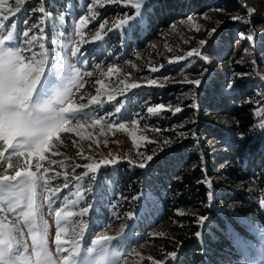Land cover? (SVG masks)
I'll use <instances>...</instances> for the list:
<instances>
[{"label": "rangeland", "instance_id": "1", "mask_svg": "<svg viewBox=\"0 0 264 264\" xmlns=\"http://www.w3.org/2000/svg\"><path fill=\"white\" fill-rule=\"evenodd\" d=\"M157 1L154 0V4ZM233 1L245 11L231 9L227 4H233ZM136 2L137 0H120L119 4H108V0H25V4L21 6L22 10L12 16L7 11V6L10 5L14 10L15 0H6L2 15H9L17 24L16 31L21 33L26 30L25 20H28L30 24H38L43 31L32 34L41 37L40 42L45 43L44 51L50 54L49 59L54 61L57 67H63L67 59L79 72L83 86L73 87L72 102L88 105V101L97 95L96 89L101 90L99 98L104 102L103 109L97 105H89L85 111L89 112L93 118L104 116L105 119L99 124H93L92 118L73 120L71 122L73 131L59 133V139H54L52 148L45 151V160L40 161L41 171L47 168L48 176L57 172L61 174L60 177L50 181L51 187L63 188V174L68 173L69 177H73V165L90 162L85 159L87 156H92L93 160L97 161L103 157H120L117 164L102 166L97 173L91 174L94 175V179L90 176L81 182L84 185L80 189L84 195L83 201L75 205L71 203L76 199L77 190L74 187L62 193L68 197V200L54 207L78 212L80 208L91 204L92 208L83 218L89 225V229L85 232L89 240L88 246H90V239L94 238L88 236L89 230L96 235L121 234V238L113 242V246L121 253L120 264H154L156 261L148 256L149 251L139 249L144 241L143 238L140 239V233L131 230L133 225L136 226L135 230L149 225L151 219L148 216H143V221L137 220V216H140L139 213L143 208L144 197L151 201L154 197L150 193H147V197L144 194L134 196L135 199L120 195L118 192L115 194V183H112L111 176L116 178L117 175L114 174L120 162H125L133 168L130 161L138 164L142 162V155H152L156 152L155 159L166 152L174 151L185 140L180 133L189 135V131L182 130L181 126L185 125L186 121L191 122L196 119L195 113L187 111L193 103L187 102L192 98L195 104L194 94L199 87L184 83L185 81L201 79L203 82L211 75L220 73L224 74L222 80L226 82L224 90L229 92L235 90L238 83H246L250 94H253L248 101L255 106L256 126L264 130V0H215L204 13L179 18L161 30L153 29V20L148 22L152 17V7L143 21L136 23L131 30H128V24H125L123 28L109 32L108 29L121 20H128L131 23L130 17L136 15L132 7ZM89 3H91V11L87 8ZM39 7L45 8L43 14L39 13ZM34 9H36L35 12ZM93 12L98 14L97 19L89 22L88 27L83 29L82 35L89 40L96 31H101L102 36L105 32L108 35L99 42V47L85 45L89 51L88 62L80 64L70 56L68 49L81 45V37L76 35L78 17L91 16ZM189 16L191 20L188 19ZM253 18H257V23ZM105 21L106 27L101 30L99 24ZM214 28L217 31L212 33L211 30ZM249 36L252 37L251 40L247 39ZM200 40H205L207 43L201 46ZM231 40H234V48L227 54L220 44L224 43L227 49ZM192 48H197L200 56L187 57L188 51ZM211 50L217 53H212ZM37 51H39L38 48ZM179 56H184L185 59L169 62ZM110 67L113 69L111 72H109ZM152 67L159 68V71L153 73ZM89 72L91 76L87 75ZM149 79H155L157 84L164 86L128 89L123 93L119 91L125 85L132 83L146 85ZM98 80L99 84L96 83ZM60 83L59 78L53 75V88ZM229 84L232 85L231 88ZM109 94L115 97L114 101H108ZM113 104L123 105L122 111L126 108L131 116L122 119L107 116L106 113L114 112V107L111 106ZM160 104H163L165 109L171 108L172 111L162 110L156 115L147 113V107H156ZM175 107H182L183 111L187 112L186 120L162 129L158 126V121L166 118L168 121L172 116L178 115L179 113L173 115ZM203 117L213 119L209 112H205ZM132 120L137 122L133 124ZM217 121L227 122L220 119ZM112 123H123L125 127L110 128L108 125ZM165 140H179V143L165 145ZM78 153L80 155H77ZM30 160L32 171H36L37 158L32 157ZM49 160H55L58 163L49 164ZM152 161L148 162V165ZM13 162L15 163V158ZM83 171L85 170L82 167L77 168L75 175H80ZM11 172L12 170L7 169L5 164L0 170V175L11 174ZM69 183H72L71 179ZM260 189H262L261 205L264 209V188ZM13 199L9 197L0 200V223L7 226L15 225L22 229L23 239L31 249V235L28 227L22 219H18L21 207L10 203ZM115 204L120 210L124 204L125 211L118 217H116L118 211H114ZM129 213H132L131 217ZM42 219L49 225V250L55 259H59L54 243L55 213L46 205L42 208ZM37 222L39 223V218ZM149 226L152 228L151 225ZM247 226L251 231L250 235L237 232L232 234L237 257L226 264H260L264 260V228L249 222ZM69 238L70 236L62 234V240ZM24 255H31V251ZM149 258H151L149 261H144ZM159 262L173 264L169 256L162 258ZM204 264L208 263L204 262Z\"/></svg>", "mask_w": 264, "mask_h": 264}, {"label": "snow or ice", "instance_id": "2", "mask_svg": "<svg viewBox=\"0 0 264 264\" xmlns=\"http://www.w3.org/2000/svg\"><path fill=\"white\" fill-rule=\"evenodd\" d=\"M16 7L8 5L7 11L15 15L19 13L25 4V0H15ZM120 0H108V4H119ZM6 5V0H0V170L6 164L7 169H11V174L0 175V200L14 198L10 203H14L21 207L18 219H22L28 227L31 235V249L23 239V231L15 225L7 226L0 223V264H120L121 253L118 248L113 246V242L121 238V234L117 236L96 235L90 230L89 240L85 236L86 230L89 229L88 223L83 219L89 213L92 205L80 208L78 212L62 210L56 208L58 203L68 200L66 195H62L65 190L76 188V199L72 200L73 205L84 200V195L80 189L84 187L81 183L94 175L102 167L115 165L120 157L93 160L92 156H87V163L83 165H73V177H69L68 173L63 174V188H52L50 181L60 177V173H54L48 176L49 170L44 168L40 161L45 160L44 153L53 146L54 139H59V133L73 131L72 121L81 118H92L93 124H99L104 120V116L93 118L85 109L89 105H97L103 109L104 102L100 100V89L97 88V95L93 96L88 105L84 103H74L71 99L73 87H82L79 72L65 59L63 67H57L54 61L49 59V53L44 51L45 43H41L39 35H33V32H42L38 24H30L28 20L24 21L25 31H16L17 24L9 15H2ZM154 6V0H137L132 6L136 15L128 20H121L109 28L108 31H117L128 24V30H131L136 23L142 22L144 17ZM91 11V3L87 5ZM34 12L36 9L33 10ZM39 13L45 12L44 7H39ZM98 14L93 12L91 16L78 17L79 24L76 27V35L81 37L80 47H70L68 51L70 56L75 58L80 64L87 63L88 49L85 45H95L99 47V42L104 40L108 35L104 36L101 31H96L91 40L82 35L83 29L88 27L89 22L95 21ZM191 20V17H188ZM236 19L235 17L233 18ZM7 22V23H6ZM106 21L99 24L101 30L105 29ZM215 33L217 30H211ZM247 39L251 40L249 36ZM207 43L200 40L199 45L203 46ZM37 48L39 51H37ZM200 56L197 48H192L187 53V57ZM184 56L176 57L175 60L169 62H177L184 60ZM163 67V66H161ZM113 71L110 67L109 72ZM153 73L158 72L159 68L152 67ZM55 75L61 81L55 88L52 86V76ZM91 76V73H87ZM97 84L100 81H96ZM197 88L201 86V79L185 81ZM157 84L155 79H149L146 85L132 83L125 85L119 91L121 93L128 89H138L142 87H163ZM232 85L229 84V88ZM115 97L108 95V101H114ZM116 103H121L116 101ZM114 112L106 113L109 117H117L118 119L128 118L131 116L122 106H115ZM194 110H199V105L192 106ZM162 110L172 111L171 108L165 109L163 104L156 107H147V113L156 115ZM182 107H175L173 115L181 113ZM137 121L132 120L135 124ZM195 123V121H191ZM188 122L186 121V126ZM110 128L116 127L123 129V123H112L108 125ZM159 131V129H157ZM193 137L196 133H192ZM183 139H187L184 132L180 133ZM179 143V140H165V145ZM77 155H80L78 153ZM156 156V152L152 155L141 156L140 163L130 161L132 166L145 168L148 162L152 161ZM36 157V171H32L30 158ZM15 158V163L13 162ZM22 158H24L22 160ZM49 164L58 163L55 160H49ZM61 166L63 164L61 163ZM83 168L80 175H75L77 168ZM70 179L72 183H69ZM90 191V189H88ZM208 199L213 198V193L209 192ZM135 199V197L133 198ZM39 201V202H38ZM47 206L49 210L55 213V249L59 254V259L53 257L49 250L48 232L49 225L47 221L42 219V208ZM131 217L132 213L128 214ZM79 217L80 219H74ZM39 218V223L37 222ZM207 217L200 216L196 223L203 225ZM63 222V223H62ZM64 236H70L69 239L62 240ZM196 237L201 236V232L195 233ZM31 251V255H24ZM171 259L177 257V252L168 253ZM151 259V258H149ZM154 264H160L159 261ZM264 264V260L260 262Z\"/></svg>", "mask_w": 264, "mask_h": 264}, {"label": "trees", "instance_id": "3", "mask_svg": "<svg viewBox=\"0 0 264 264\" xmlns=\"http://www.w3.org/2000/svg\"><path fill=\"white\" fill-rule=\"evenodd\" d=\"M214 1L158 0L148 22L153 20V29L161 30L179 18L204 13ZM227 5L245 11L234 1ZM220 46L228 54L234 40L227 49L224 43ZM223 75L205 79L194 94L195 104L192 98L187 102L193 103L187 111L195 113V123L188 122L182 128L189 131L188 138L174 151L157 156L146 168H131L120 162L116 178L111 176L115 194L147 197L150 193L154 197L153 201L144 197L137 216L140 221L148 216L152 228L147 225L135 230L132 224L131 229L144 239L139 249L149 251L154 261L175 251L173 264H226L237 257L232 234L250 235L247 222L264 228L260 194L264 188V130L256 126L255 106L248 101L253 94L247 84L238 83L229 92L224 90ZM193 105H199V110ZM205 112L213 119L203 117ZM187 115L182 111L168 121L159 120L158 126L171 127L186 120ZM209 192L213 193L211 200ZM114 207L116 217L125 211L124 204L121 210L117 204ZM200 216L207 217L203 225L196 223ZM197 231L200 237L195 236Z\"/></svg>", "mask_w": 264, "mask_h": 264}]
</instances>
